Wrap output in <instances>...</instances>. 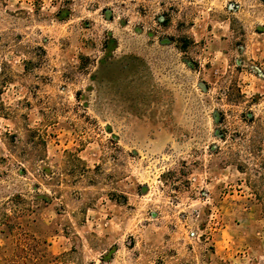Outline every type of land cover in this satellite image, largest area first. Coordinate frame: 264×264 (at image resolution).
I'll return each mask as SVG.
<instances>
[{"label": "rangeland", "instance_id": "1", "mask_svg": "<svg viewBox=\"0 0 264 264\" xmlns=\"http://www.w3.org/2000/svg\"><path fill=\"white\" fill-rule=\"evenodd\" d=\"M0 264H264V0H0Z\"/></svg>", "mask_w": 264, "mask_h": 264}]
</instances>
